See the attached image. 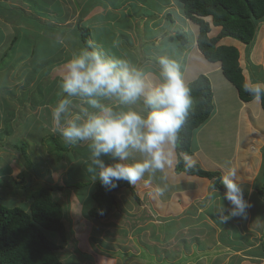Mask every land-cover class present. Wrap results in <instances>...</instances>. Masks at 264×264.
Returning <instances> with one entry per match:
<instances>
[{
    "label": "crops",
    "instance_id": "crops-1",
    "mask_svg": "<svg viewBox=\"0 0 264 264\" xmlns=\"http://www.w3.org/2000/svg\"><path fill=\"white\" fill-rule=\"evenodd\" d=\"M78 26L87 31L86 46L81 43ZM219 30L210 24L209 37ZM259 30L256 45L248 47L230 38L219 42L238 50L245 83L249 77L258 82L253 80L257 79L251 76V72L256 76L255 71L248 69L245 57L254 67L259 63L255 47L264 49V29ZM179 31H188L190 41L176 39ZM197 32V25L184 18L182 5L180 11L173 0H0V185L7 184L8 188L9 180L22 185L24 162L39 160L46 164V175L40 174L45 177L44 186L60 187L62 190L52 192L61 194V200H69L66 195L74 198L85 194L83 200L78 196L73 200L77 206L73 221L78 220L84 199H89L85 201V216L94 206L91 194L97 181L87 171V146L66 145L52 131L51 107L60 98L59 74L72 54L92 44L106 55L130 60L145 72H155V58L168 55L181 62L188 82L199 75L210 81L213 110L206 122L194 130L188 157L204 171L218 172L220 177L226 162L234 167L249 205L246 214L221 220L216 212L218 195L225 190L216 193L211 180L175 172V150L173 164L157 173L150 185L133 186L137 201L128 189H121L114 193L115 206L107 219H92L94 223L103 222L105 230L99 229L103 236L111 235L118 230L116 227L125 231L119 240L121 245H106L95 252L100 256L99 264H264V191L262 195L258 193L263 184L260 172L264 161V111L252 100L242 102L223 76L220 63L208 62L202 56L196 46ZM20 67L21 74L16 72ZM259 72L260 69L256 71ZM12 74L20 77L12 80ZM20 129L23 130L17 135ZM15 135L23 145L16 143L8 148ZM26 182L29 191L41 187L30 186V178ZM162 183L168 185V190L157 196L155 188ZM75 184L86 190L73 187ZM54 200L62 203L56 197ZM221 202L230 207L226 200ZM168 224L180 230L158 249L153 244L157 230L151 227ZM231 229L235 231L231 233ZM144 240L165 256L161 253L162 259L158 260L161 257L148 251L152 246H145Z\"/></svg>",
    "mask_w": 264,
    "mask_h": 264
},
{
    "label": "clouds",
    "instance_id": "clouds-1",
    "mask_svg": "<svg viewBox=\"0 0 264 264\" xmlns=\"http://www.w3.org/2000/svg\"><path fill=\"white\" fill-rule=\"evenodd\" d=\"M155 63V72H145L130 60L106 55L89 44L73 53L59 74L52 131L66 145L87 146V171L106 189L116 188L120 181L150 185L157 173L173 164L178 134L195 103L193 89L178 59L162 55ZM243 87L253 103L264 104V83L249 77ZM183 161L185 171L195 167L191 157L185 155ZM236 177L237 170L226 162L220 177L225 191L218 195L216 210L221 220L244 216L249 207ZM167 190L162 183L155 195L163 196ZM213 190L217 193L215 186Z\"/></svg>",
    "mask_w": 264,
    "mask_h": 264
},
{
    "label": "trees",
    "instance_id": "trees-1",
    "mask_svg": "<svg viewBox=\"0 0 264 264\" xmlns=\"http://www.w3.org/2000/svg\"><path fill=\"white\" fill-rule=\"evenodd\" d=\"M182 5L183 16L186 20L197 25L196 46L202 56L211 63H220L223 76L237 91L242 102H249L252 97L244 91V77L239 65V52L233 46L219 44L220 40L230 38L245 46L254 44L258 24L264 21V0H178ZM210 21L207 22V21ZM210 24L220 30L214 37H209ZM81 43L87 45V31L77 27ZM182 43L189 38L178 33L175 37ZM246 54H249L247 49ZM193 89L194 107L188 121L178 134L176 145L177 160L175 172H184L211 180L212 188L224 191L220 185L218 172L204 171L198 165L185 171L182 156H190L192 134L210 117L212 90L210 81L204 75L197 76L190 82ZM264 111V104H261ZM24 155V150L22 152ZM263 181L260 195L264 189V161L260 172ZM114 189H106L99 181L94 185L91 198L94 206L86 212L89 219L105 218L115 206L114 193L128 189L137 201L134 188L126 182H117ZM60 187L41 186L29 191V208L7 207L0 202V264H63L58 257L59 245L50 241L44 234L51 231L65 241L66 228L62 222V206L55 201L51 192Z\"/></svg>",
    "mask_w": 264,
    "mask_h": 264
},
{
    "label": "rangeland",
    "instance_id": "rangeland-1",
    "mask_svg": "<svg viewBox=\"0 0 264 264\" xmlns=\"http://www.w3.org/2000/svg\"><path fill=\"white\" fill-rule=\"evenodd\" d=\"M173 1L176 5L179 6V9L181 11V5L178 3V1L177 0H173ZM173 16H174V13H173ZM259 29H264V21L261 22L260 24H258V27H257V31H258L257 33L258 34L260 32ZM187 32L188 31H179L178 33L183 34V35L185 34L187 36V38H189V40H190V35ZM253 45H256L255 40H254ZM263 46H264V44H263ZM255 48H257V49H255V51L257 52L256 54L259 55V57H260L259 61H258L260 64L257 63L254 67V65H251L250 63H248V62H250V59L247 56L245 57V60H246V63L248 65V69H250V70L254 69V71H255L256 76H254L251 72V76L253 78L257 77V79H253V80L264 83V49H262V47H261V49L258 47H255ZM249 64H250V66H249ZM21 67L18 68V71H16L19 74H21V72L23 71ZM259 69H260L261 73L259 72L260 74H257L256 71ZM245 74H247L246 71H245ZM19 77H20V75H18V74H17V76H13V74H12L11 79L17 80L16 78H19ZM22 130L23 129H20L19 131H17V135L19 134V132L21 133ZM16 143H18V140H16V135H15L12 139H10L7 146H8V148H11L12 145L16 146L15 145ZM17 145L22 146L23 144L18 143ZM14 148L17 149V147H14ZM88 152L89 151L87 149L85 154H87ZM58 161L59 160H57V163H58ZM26 162H27L26 164L24 162V182H23L24 186H23V184L22 185H20V184L16 185V184H14L13 181L10 183V180L9 181L7 180L9 185H10L8 188H6L7 184H3V185L1 184L0 185V187L2 188V189L0 188V201L4 206H7V207L17 206L20 208L24 206V210H27L29 208L30 199H29V197L27 199V196L29 195V192H28L29 188H27V185H26L27 184L26 181L29 180V178H30V182H31L30 186H33V187L44 186L43 183H45V177H43V176L40 177L41 176L40 174L43 172L44 175H46V169H45L46 164L45 165L40 164L41 162L39 160H35V161L32 160V161H26ZM48 169L50 172L51 168H48ZM73 187L81 188L80 184H75V185H73ZM60 190H62V189L60 188ZM78 190H80V189H78ZM84 190H86V188ZM263 191H264V189H263ZM51 194H52L53 199H55V197H56L57 200L60 199V201L62 202L61 203L63 205L62 220H64V225L66 228L67 236L65 238V241L63 242V240L60 238V236L54 232L45 231L44 234L50 241L59 245V250H58L57 254H58V257L62 260L63 264H99L100 260H98V258L100 256L99 257L95 256L94 255L95 252L101 251L102 248H104L106 245L109 247L115 248L118 246V244L119 245L122 244V241H119V240H121L120 237H123V235H125L124 230L120 229L119 227H116L118 230H113L111 235H108L107 233H105V235L103 236V234H100V230H99V229H101L100 227H103V222L100 221V222L94 223L95 221H93L92 219H89L85 216L84 210L86 209V203L89 201V199H87V201H86V199H84L83 204H81L83 209H81L79 211V215H77L78 220L73 221V219H74L73 215H74V212H76V211H74V209L77 208L76 204H73V200L75 201L76 200L75 198H77V196L83 200V197L85 196V194L80 195L81 193H79V194H77V196H74V198L70 197V195H66V197H69V200H66L64 197H63V200H61V197H60L61 194L58 195V194H56V192H51ZM57 197H59V199ZM11 198H14L15 200L12 201ZM23 198H24V200H23ZM5 201H6V203H4ZM85 201H86V203H85ZM66 203H67V205H66ZM69 211H71L70 212L71 214L69 215V218H68V212ZM254 211L261 213L260 209H255ZM81 216H84L85 220H88V222L86 223V221L83 220V218ZM112 218L115 219L116 216L112 215ZM105 219H107V218H105ZM125 219H126V217H125ZM104 222L106 224H110L109 221H104ZM91 223H93V224H91ZM167 223H169V222H167ZM163 224H165V222ZM131 226L133 227V223ZM151 228H154L155 231L157 230L156 235L154 236V239L156 240V242H154L153 244H155V246H157L158 249H160L161 243L167 242V238L168 239L171 238L170 237L171 234H175L177 231L180 230L179 227L174 226V225L172 226L170 224H168L166 226H162V225L154 226ZM95 229H98V230H95ZM103 229L105 230L104 227H103ZM94 230H95V232H94ZM159 231H161L163 233H160ZM234 231H235V229H231L230 232L233 233ZM134 233H135V230H134ZM234 234L237 235L236 233H234ZM159 239H160V241H157ZM263 240H264V236H262V241ZM144 242H145V246H147V245L152 246V248H147V250L154 252V255L156 254L155 255L156 258L161 257L160 256L161 253L163 256H165L162 251H160L156 248H153V247H155V246H153V244L152 245L147 244V242H148L147 240H144ZM95 247H97V249ZM102 257H104V256H102ZM160 259H162V257L158 258V260H160Z\"/></svg>",
    "mask_w": 264,
    "mask_h": 264
}]
</instances>
